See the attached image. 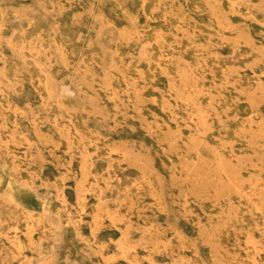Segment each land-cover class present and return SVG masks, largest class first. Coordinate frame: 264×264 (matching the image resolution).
<instances>
[{"label":"rangeland","instance_id":"obj_1","mask_svg":"<svg viewBox=\"0 0 264 264\" xmlns=\"http://www.w3.org/2000/svg\"><path fill=\"white\" fill-rule=\"evenodd\" d=\"M0 264H264V0H0Z\"/></svg>","mask_w":264,"mask_h":264}]
</instances>
